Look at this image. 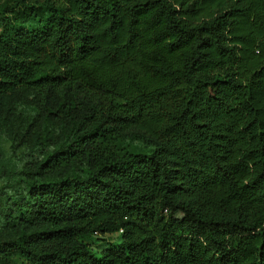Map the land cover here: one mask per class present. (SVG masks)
<instances>
[{"label": "trees", "instance_id": "trees-1", "mask_svg": "<svg viewBox=\"0 0 264 264\" xmlns=\"http://www.w3.org/2000/svg\"><path fill=\"white\" fill-rule=\"evenodd\" d=\"M2 140L0 264H264V0H0Z\"/></svg>", "mask_w": 264, "mask_h": 264}, {"label": "rangeland", "instance_id": "rangeland-1", "mask_svg": "<svg viewBox=\"0 0 264 264\" xmlns=\"http://www.w3.org/2000/svg\"><path fill=\"white\" fill-rule=\"evenodd\" d=\"M2 150L0 153V179L2 178L4 174V169H12V167L15 166L17 163L16 157L9 155L7 152H9L10 143L7 140H2L1 142ZM3 184V181L0 180V186ZM99 244H104L102 242H98ZM105 246L100 245V249L104 248ZM98 250V249H97Z\"/></svg>", "mask_w": 264, "mask_h": 264}]
</instances>
